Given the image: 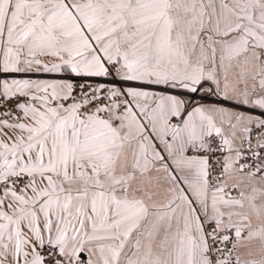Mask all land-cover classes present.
Masks as SVG:
<instances>
[{
    "label": "snow or ice",
    "instance_id": "1",
    "mask_svg": "<svg viewBox=\"0 0 264 264\" xmlns=\"http://www.w3.org/2000/svg\"><path fill=\"white\" fill-rule=\"evenodd\" d=\"M0 264H264V0H0Z\"/></svg>",
    "mask_w": 264,
    "mask_h": 264
}]
</instances>
